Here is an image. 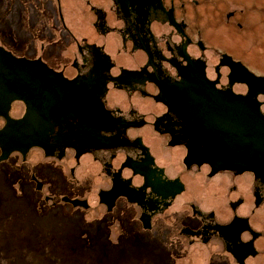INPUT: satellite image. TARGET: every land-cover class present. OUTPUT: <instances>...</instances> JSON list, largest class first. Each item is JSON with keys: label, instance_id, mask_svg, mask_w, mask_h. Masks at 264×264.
Masks as SVG:
<instances>
[{"label": "flooded vegetation", "instance_id": "flooded-vegetation-1", "mask_svg": "<svg viewBox=\"0 0 264 264\" xmlns=\"http://www.w3.org/2000/svg\"><path fill=\"white\" fill-rule=\"evenodd\" d=\"M8 1L38 23L0 40L3 158L42 201L196 245L204 264H264V63L237 54L239 20L210 22L242 9Z\"/></svg>", "mask_w": 264, "mask_h": 264}, {"label": "rangeland", "instance_id": "rangeland-1", "mask_svg": "<svg viewBox=\"0 0 264 264\" xmlns=\"http://www.w3.org/2000/svg\"><path fill=\"white\" fill-rule=\"evenodd\" d=\"M230 2H225L221 11L242 9L240 17L243 14L246 21L232 18L224 23L223 17H215L210 22L223 31L239 20L243 28H234L240 38L234 48L238 55L259 66L264 63V0ZM16 5L20 6L12 3L11 10ZM10 6V1L0 0V40L4 44H9L5 41L10 33L26 32L29 24L14 13L19 9L11 12ZM203 8L207 12L211 6ZM37 23L31 20L29 28H36ZM12 39L15 52L21 53L24 47H15L16 39ZM247 48L252 51L246 52ZM13 157L0 159V264H204L196 245L182 248L178 244L172 250L161 236L148 237L132 222L108 227L89 213L64 205L47 206L42 193L27 181L19 157Z\"/></svg>", "mask_w": 264, "mask_h": 264}, {"label": "water", "instance_id": "water-1", "mask_svg": "<svg viewBox=\"0 0 264 264\" xmlns=\"http://www.w3.org/2000/svg\"><path fill=\"white\" fill-rule=\"evenodd\" d=\"M0 53L3 55H9V54H6L4 52H1V50H0ZM9 58L12 59L10 56H9ZM5 133H6L5 128L0 130V148H1L0 159L3 158L4 153L7 150L6 147L4 146L5 145Z\"/></svg>", "mask_w": 264, "mask_h": 264}]
</instances>
